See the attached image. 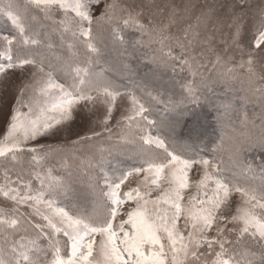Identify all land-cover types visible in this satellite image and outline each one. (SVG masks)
Segmentation results:
<instances>
[{"label":"snow or ice","instance_id":"snow-or-ice-1","mask_svg":"<svg viewBox=\"0 0 264 264\" xmlns=\"http://www.w3.org/2000/svg\"><path fill=\"white\" fill-rule=\"evenodd\" d=\"M251 7L0 0L10 25L0 33V85L16 90L0 128V264H264V164L252 173L238 137L227 161L223 138L204 146L197 112L211 103L214 85L239 82L245 99L261 106L264 150V0L250 15ZM128 31L141 37L134 50L160 45L152 63L170 69L181 89L169 97L170 118L150 119L162 86L143 85L146 102L139 89L96 71L106 41L125 45ZM103 134L116 140L109 154L125 155L119 145L137 149L133 163L109 175L103 147L84 156L91 208L65 205L75 182L71 173L54 178L52 162Z\"/></svg>","mask_w":264,"mask_h":264},{"label":"trees","instance_id":"trees-1","mask_svg":"<svg viewBox=\"0 0 264 264\" xmlns=\"http://www.w3.org/2000/svg\"><path fill=\"white\" fill-rule=\"evenodd\" d=\"M21 5L26 3V0H19ZM181 0H177V3H180ZM192 4L195 5H204L206 2L209 4L212 3H222L224 0H190ZM231 3V0H228ZM261 0H250L251 9L249 14H254L255 11L258 10ZM198 11V9H197ZM10 25L6 22L5 19L0 18V33H6L9 30ZM175 31V29L173 30ZM125 38L127 43L125 45H120L119 43H113L110 39L106 41V47L104 48V60L101 64L96 65V71H100L103 69L109 77L114 79L118 84L124 85L125 87H129L133 90H138L139 95L144 96L146 102L149 101V98L144 94L143 85H147L151 87L150 81H144L141 79L145 75V73L158 75L160 78L168 83V86L172 91L177 92L176 96L172 94V92H165L164 87L162 85H157V87H161V91L164 92L163 96L161 97V102H151L152 112L151 116L155 117L157 120L160 118H169L171 107L168 103L169 97L172 100H176L179 98L181 89L179 85L173 87L175 81L173 80V73L170 69H163L157 68L152 63V57L155 54H159L155 52V50L160 48L159 44H152L150 46H142L137 45L136 49L134 50L131 47V44L135 42L137 39H140V34L128 31L125 34ZM143 40L147 41V36L142 38ZM127 49V51H125ZM114 55L119 56L117 60L114 59ZM113 57V58H112ZM117 58V57H116ZM116 66V68L114 67ZM112 69H116V72L112 71ZM128 69H135L136 75H132L131 72L122 71ZM122 70V71H119ZM138 70V71H137ZM138 72V73H137ZM184 74L181 73L180 76ZM149 76V75H147ZM180 76L176 78L179 79ZM191 79V77H189ZM156 86V85H155ZM214 87V93L208 94L210 99H213L212 103H204L201 108H198V111L202 112L201 116H204L208 127L213 131V138H202V144L211 148L213 145L220 144L221 138H223V152L221 153L224 159V153L228 157V152L234 147V141L232 137H238L246 144V149L243 152L242 159L245 164H264V150L260 147V128L259 125L261 124V106L258 103H250L248 100L245 99L247 93L242 90L243 86L237 82L233 84L231 87L226 88L222 84H216ZM169 90V89H167ZM169 95V96H166ZM217 100L219 104L230 105L228 112L225 113L227 118L230 120L227 122L230 125V129H222L218 127L217 123H221L220 125L223 126L225 121L220 119L219 106H214ZM242 101L244 104V108H241L237 101ZM217 103V102H216ZM208 105L210 108H207ZM211 105V106H210ZM245 119L248 122V126L245 127L244 121ZM232 121V122H231ZM255 123L256 127L252 128V123ZM216 123V124H215ZM216 126V127H215ZM152 133H154V129H151ZM219 134V135H218ZM116 145L115 137L113 140L109 141L107 136L103 134L100 138L94 140L92 144L83 146L82 151L77 152L75 156L72 155V148L69 146L68 149V156L66 159H61L58 161L52 162V176L54 178H69V174L71 173V179L75 182V191L69 198L65 199L63 203L68 205L70 203H80L82 205L87 206L90 209V203L92 200V196L88 190L87 185V177L84 175L83 169L81 167V160L84 156H90L96 149L103 147L104 148V158L105 162L103 164V170L107 172L109 175L112 174L113 169L116 167L126 168L133 163L129 157L131 156L134 149L132 145H119V147L125 150V155H118L115 151L112 154H109L108 149ZM99 156H97V160ZM225 161L227 160L224 159ZM95 163V161H93ZM83 168H87V164L83 165ZM260 168V167H259ZM96 173L100 174V167L96 168ZM38 186V185H36ZM87 196V197H86ZM87 198L86 200L90 201V203H86L81 201L80 199Z\"/></svg>","mask_w":264,"mask_h":264},{"label":"rangeland","instance_id":"rangeland-1","mask_svg":"<svg viewBox=\"0 0 264 264\" xmlns=\"http://www.w3.org/2000/svg\"><path fill=\"white\" fill-rule=\"evenodd\" d=\"M27 1V0H26ZM120 56V55H119ZM119 56H116V55H114L113 57H114V59L115 60H117L118 59V57ZM112 57V58H113ZM117 57V58H116ZM115 68H116V66H114ZM112 71H114V72H116V69H112ZM119 71H122V70H119ZM131 72V73H133L132 75L134 76V75H136V71H135V69H128V70H124L123 69V73H125V72ZM138 71V70H137ZM138 73V72H137ZM147 75H149V76H147ZM137 76V75H136ZM140 78L141 79H144V81L146 82V81H150V83H151V85L153 86V85H162L163 87H164V90H165V92H172V94H174L175 96H176V94H177V92H175V91H172L171 89H170V87L168 86V83L167 82H164L161 78H160V76H158V75H155V74H152L151 72H150V74H147V73H145V75L143 76V77H141L140 76ZM121 85V84H120ZM124 86V85H123ZM167 89H169V90H167ZM15 94H16V90H15V86H14V83H9V84H7V85H0V128H2L3 127V114L5 113V112H7V110H8V106L10 105V104H12V103H14V98H15ZM163 94H165L164 92H163ZM139 95V94H138ZM166 96H169V95H166ZM169 99V98H168ZM211 100V103H212V101H213V99H210ZM217 103H216V102ZM214 102H215V104H214V106H216V107H218L219 106V112H216V114H218V113H220V119H223L224 121L225 120H227V121H225V123H224V125L223 126H221L220 124V122L219 123H217V125H218V127H220L221 128V130L222 129H226V127H227V129L229 130L230 129V125H228V121L230 120L229 118H227V115H226V113H225V111L226 112H228L226 109H228V108H225L224 107V104H219V102L217 101V100H214ZM237 104H239L240 105V107L241 108H244V104H243V102L242 101H237ZM211 106V105H210ZM206 107L207 108H210L208 105H206ZM225 110V111H224ZM22 111H27V109H22ZM171 112H170V114H169V118L170 117H172L173 115H174V112L172 111V110H170ZM197 112L200 114V116H201V113L202 112H200V111H198V109H197ZM153 113V112H152ZM116 116H117V118H119V113L117 112L116 114H115ZM205 119V117L204 116H201V123H202V125H203V127H204V129H205V131H204V135H203V137L202 138H213L214 137V135H213V131L208 127V125H207V123H206V121H204V119ZM150 119H154V120H157L155 117H152V116H150ZM160 119H165L164 117H162V118H160ZM232 122V121H231ZM114 123V122H113ZM216 124V123H215ZM216 127V126H215ZM99 130V129H98ZM146 133H152V130L151 129H147L146 128ZM106 136H107V134H105ZM219 135V134H218ZM260 141V140H259ZM60 142H63V138H61V141ZM204 145V144H203ZM260 146H258V148H259ZM227 158V156H226V154L224 153V159H226ZM227 161V160H226ZM261 166V163H257V164H251V168H252V173H254L256 176H258L259 175V172H260V167ZM258 182V181H257ZM135 185H133V187H134ZM125 191L127 190V189H124ZM87 197V196H86ZM87 198H82V199H80L81 201H83V202H86L87 204L88 203H90V201H88V200H86ZM91 204V203H90ZM90 208H91V205H90Z\"/></svg>","mask_w":264,"mask_h":264}]
</instances>
